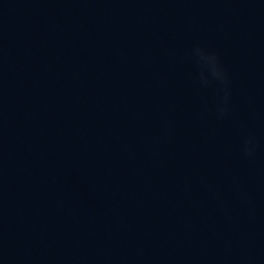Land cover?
<instances>
[{
  "label": "clouds",
  "instance_id": "1",
  "mask_svg": "<svg viewBox=\"0 0 264 264\" xmlns=\"http://www.w3.org/2000/svg\"><path fill=\"white\" fill-rule=\"evenodd\" d=\"M195 51L199 58V62L201 63V66H202L201 79L204 80L205 83H207V79L204 74V69H206L207 71L211 73L213 78H218L221 80V82H224L223 72H222V69L219 67V61H218V57L216 56V54L205 52L203 49H200V48H197ZM245 151L248 155H252L251 149H248L246 147Z\"/></svg>",
  "mask_w": 264,
  "mask_h": 264
}]
</instances>
